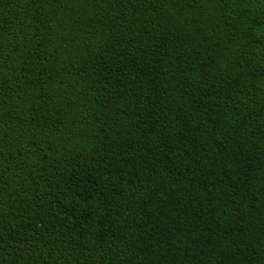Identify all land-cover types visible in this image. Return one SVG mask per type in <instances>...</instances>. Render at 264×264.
<instances>
[{
    "label": "trees",
    "instance_id": "obj_1",
    "mask_svg": "<svg viewBox=\"0 0 264 264\" xmlns=\"http://www.w3.org/2000/svg\"><path fill=\"white\" fill-rule=\"evenodd\" d=\"M0 264H264V0H0Z\"/></svg>",
    "mask_w": 264,
    "mask_h": 264
}]
</instances>
